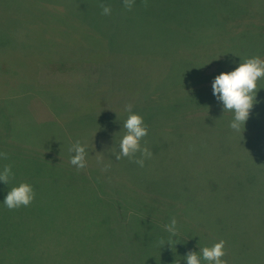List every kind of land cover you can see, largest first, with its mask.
Here are the masks:
<instances>
[{
  "label": "rangeland",
  "instance_id": "1",
  "mask_svg": "<svg viewBox=\"0 0 264 264\" xmlns=\"http://www.w3.org/2000/svg\"><path fill=\"white\" fill-rule=\"evenodd\" d=\"M259 28L264 0H135L131 11L123 0H0V169L14 174L0 181V221L25 223L3 200L31 184L25 226L46 250L38 264H147L150 251L158 264H187L189 251L167 243L196 247V236L202 248L223 239L227 264H264V78L241 132L212 92L240 59H264ZM98 51L115 61L82 65ZM127 104L148 127L143 167L115 158ZM77 140L79 171L68 151Z\"/></svg>",
  "mask_w": 264,
  "mask_h": 264
},
{
  "label": "clouds",
  "instance_id": "2",
  "mask_svg": "<svg viewBox=\"0 0 264 264\" xmlns=\"http://www.w3.org/2000/svg\"><path fill=\"white\" fill-rule=\"evenodd\" d=\"M135 4V0H123L126 10L131 11ZM144 7H148V0H142ZM99 7L102 9L103 15L111 14V7L101 3ZM264 78V59L259 56L240 59L239 65L232 71L221 72L215 76L212 82V92L216 99L222 102L223 110L232 112L233 119L230 122V128L234 131L241 132L244 124L249 118L250 111L254 104L257 103L256 94L258 81ZM124 110L128 113L127 119L123 123L125 132L119 142V151L115 154V158L120 160L127 157L140 167L144 166L146 159L152 156L151 151L145 145H141V140L148 135V127L144 123L141 115L132 112V105H125ZM70 153H74L70 157L69 163L76 167L77 171L87 167L86 147L76 141L68 149ZM139 153V157H137ZM0 159H8V153L0 152ZM14 176L12 166L5 164L0 169V181L8 184L10 178ZM35 198V192L31 184L21 182L18 186L12 187L6 194L3 203L9 210L19 209L21 206H29ZM165 230L175 236L178 232L177 220L172 217L170 223L166 224ZM171 243V241H169ZM226 242L221 239L212 246H205L199 252L189 251L186 256L187 264H201V259L207 261L208 264H227L222 259L226 255ZM165 245V241L161 239L159 246Z\"/></svg>",
  "mask_w": 264,
  "mask_h": 264
},
{
  "label": "trees",
  "instance_id": "3",
  "mask_svg": "<svg viewBox=\"0 0 264 264\" xmlns=\"http://www.w3.org/2000/svg\"><path fill=\"white\" fill-rule=\"evenodd\" d=\"M262 29H264V28H259L258 30H262ZM227 39H229V38L227 37ZM227 39H226V41L228 42ZM88 50L89 49H86V52H88ZM68 53H71V52H68ZM71 54L75 55L74 53H71ZM101 54H102L101 52H99V54H98V57L100 58L98 63L88 62L90 58L89 59L85 58L84 64H82V65H88L92 68L96 65L99 69H105V67L107 66V63L115 61V59L112 58L111 56L107 57L108 55L105 54L103 57V56H101ZM101 57H103V58H101ZM74 58H76V57H74ZM65 59H68V58L65 57ZM105 60H107L106 63H104ZM106 71H108V70H106ZM103 77L104 76H101L100 78H103ZM97 78L100 82L101 81L100 78L99 77H97ZM121 81H123V80H121ZM74 85H75V88L77 90L80 89L79 96H81V97L86 96L82 92V88H81L80 83L78 84V83L74 82ZM122 86H127V85L124 83ZM72 87L73 86L70 85L69 88L67 87V89L62 90L63 93H67L69 98H71V88ZM97 88H98V84H97ZM55 90L58 91L57 89H55ZM87 109H89V108H87ZM89 110L94 111L95 109H89ZM78 111L79 110L77 109L74 113H72L68 116L71 117L72 115H75ZM5 137H6L5 133L0 131V144L3 142L4 139H6ZM0 163H2V162L0 161ZM37 197H38V195L35 194L34 200ZM31 206H32V203L27 207L22 206L19 209H17V215H18L17 220L24 219L25 223H26V220H27L26 218L30 215L29 211L31 209ZM28 212H29V214L27 216H25L24 213H28ZM9 215H11L10 212H9ZM215 217H217V221H219L220 217L219 216H215ZM25 223L23 225H20V224H17L15 222L14 223L8 222L7 219H4V220L2 219L0 221V264H38V262L46 256V255H42V254L46 253L45 252L46 250L42 248L43 245H41V243L35 239L37 237L35 229L33 227H31L30 225L25 226ZM224 227H225L224 229L227 230V227L226 226H224ZM187 231L192 234L193 229L188 228ZM189 233H187V234H189ZM233 233L237 234L236 232H233ZM195 239H196V247H194L190 243L186 244L184 242H179V243L174 242V244L168 242L167 247L172 248L173 254H179L181 252H187V251L199 252L200 249L202 248V245H203L202 243H204L205 237L200 238V237L196 236ZM178 240L180 241V237L178 238ZM228 250H232V248H230ZM150 252L152 253V251H150ZM150 252H147L148 256H147V259H145L147 261V264H153L152 262L157 263L158 258L155 256V254H152L153 255V257H152V255H150ZM27 259L31 260L32 262L27 261ZM24 260H26L27 262ZM21 261H24V262H21ZM65 261H66L65 264H69V257L68 256L65 257ZM202 261L203 260L201 259V262ZM206 264H208L207 261H206Z\"/></svg>",
  "mask_w": 264,
  "mask_h": 264
}]
</instances>
